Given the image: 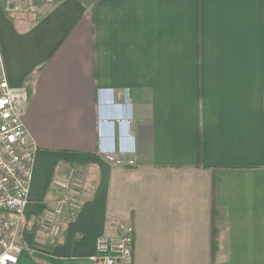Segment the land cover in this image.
<instances>
[{"label": "crops", "instance_id": "0c3cea01", "mask_svg": "<svg viewBox=\"0 0 264 264\" xmlns=\"http://www.w3.org/2000/svg\"><path fill=\"white\" fill-rule=\"evenodd\" d=\"M1 75L31 93L37 148L17 264H94L129 228L133 264H213L214 205L215 264H264V0H0ZM126 103L135 164L119 167L100 116ZM60 165L84 186L51 245L36 232Z\"/></svg>", "mask_w": 264, "mask_h": 264}, {"label": "built area", "instance_id": "2783aa9c", "mask_svg": "<svg viewBox=\"0 0 264 264\" xmlns=\"http://www.w3.org/2000/svg\"><path fill=\"white\" fill-rule=\"evenodd\" d=\"M35 0H4L10 12L30 7ZM54 0H42L51 3ZM31 93L26 87L10 85L5 75L0 76V264H17L23 246L20 243L22 222L29 202L33 179L36 146L30 138L23 117ZM120 116L111 119L118 125ZM100 116V123H103ZM111 164L132 166L135 159L129 155L135 146L119 149L107 145L99 150ZM61 166V165H60ZM52 184L62 190L42 216L36 234L45 242L55 245L62 234L66 213L81 206L83 178L76 166H61L52 177ZM94 264H133L134 234L132 228L121 235H102L97 239Z\"/></svg>", "mask_w": 264, "mask_h": 264}, {"label": "clouds", "instance_id": "9594fccd", "mask_svg": "<svg viewBox=\"0 0 264 264\" xmlns=\"http://www.w3.org/2000/svg\"><path fill=\"white\" fill-rule=\"evenodd\" d=\"M99 100L101 104L104 105H113L115 104V92H111L109 95H105L104 93H100ZM129 107V112L124 115L120 116V122L118 125H113L108 118L100 123L99 129V136H100V148L101 150L103 147L109 146H116L118 145L119 149H124L127 145V142L134 143V136L132 134L131 123H132V109L131 105L126 103ZM107 123L111 124L110 127H107Z\"/></svg>", "mask_w": 264, "mask_h": 264}, {"label": "trees", "instance_id": "16d2710c", "mask_svg": "<svg viewBox=\"0 0 264 264\" xmlns=\"http://www.w3.org/2000/svg\"><path fill=\"white\" fill-rule=\"evenodd\" d=\"M218 216H219V212L216 208V206H213V212H212V224H213V234H214V238H213V251H214V257H213V264H215L216 262V256H217V250H218V243H217V235H218ZM216 254V256H215Z\"/></svg>", "mask_w": 264, "mask_h": 264}]
</instances>
